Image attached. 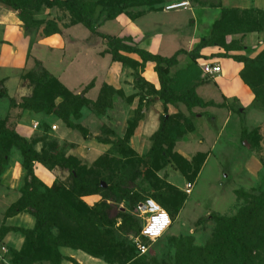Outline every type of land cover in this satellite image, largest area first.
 Wrapping results in <instances>:
<instances>
[{"label":"rangeland","instance_id":"1","mask_svg":"<svg viewBox=\"0 0 264 264\" xmlns=\"http://www.w3.org/2000/svg\"><path fill=\"white\" fill-rule=\"evenodd\" d=\"M84 1L97 16L103 0ZM175 1L182 2L130 0L118 17L101 19L98 33L67 4L40 0L31 17L44 25L34 29L0 2V87L7 94L0 97V264H188L191 246L212 243L215 217L231 218L252 205V196L264 198L263 43H246L232 24L224 28L227 55L257 61L243 63L256 100L242 111L181 45L170 70L173 92L194 90L205 105L177 101L165 113L156 64L107 38L138 47L126 36L129 19L149 33L166 28L179 36L175 13L165 12ZM228 64L224 75L233 82ZM26 146L45 163L34 162L33 203L25 188ZM146 197L170 211L173 224L141 255L134 243L144 223L137 203ZM38 210L46 233L36 229Z\"/></svg>","mask_w":264,"mask_h":264},{"label":"trees","instance_id":"2","mask_svg":"<svg viewBox=\"0 0 264 264\" xmlns=\"http://www.w3.org/2000/svg\"><path fill=\"white\" fill-rule=\"evenodd\" d=\"M39 1L40 0H37L36 3L32 5L27 0H0L1 3L10 6L13 10L19 11V17L25 24V26L27 28L31 27L34 29H40V27L44 25L41 20L31 17L32 12L39 11ZM129 2L130 0H103V5L100 9V12L97 16H95L91 11H89L88 3H86L84 0H45V4L49 7L56 4H67L68 7L72 11H74L76 15L81 19L85 26L93 33H98L95 26L100 24L102 18L106 17L107 19H114L118 17L119 14L123 13L127 8ZM116 3L117 5L115 6ZM254 13H258L264 17V11L224 9L222 19L214 26L211 37L202 40L195 47V49L188 54L192 58L198 59L200 58V56L197 54V52L203 48L210 46H219L226 51H230L232 49L231 44L226 43L225 36L227 34H230V31L224 30L227 24H232V28L236 30L235 32L243 33L244 36L251 32L263 31L264 19L261 21L251 17V15ZM238 14H244L246 15V18H239ZM221 25L223 29H220ZM52 26L55 27L53 33H59L58 27L56 25ZM107 38L119 48L128 52L138 54L143 62H153L156 64V72L158 74L161 85V99L164 104L165 113L169 111V104H173L177 101H185L192 105L204 107L205 103L196 96L194 90L189 91L181 97H177L173 92L172 84L174 83V80L171 77L170 70L173 66L176 65L178 56L181 54V51H178L174 56L170 58L162 57L161 55L152 54L144 49L126 45L120 39L110 37ZM217 56L222 58H231L237 62L244 63L245 65H248L250 63H257L255 59H246L242 55L229 56L227 55V53H225ZM261 64H263V62H261ZM242 77L245 83L249 85L256 96V92L252 88V85L244 78V71L242 72ZM6 96V90L3 87H0V97ZM25 108L37 111L43 109L44 106L41 104H26ZM82 132L85 133L84 130H82ZM11 137L17 141L23 142L24 147L25 141H23L22 138H20L16 134H11ZM25 148L26 153L24 167L27 172L25 188H30V195L28 199L33 203L34 199L32 194L36 190V187L34 185V181L36 179L34 162L38 161L40 163H43L44 165L45 163L35 152V155L30 154V151L28 149L29 147L26 146ZM146 198L138 201V203L145 200ZM252 198L254 200L252 205L245 208L243 211H240L235 216L231 218H214L216 230L213 236L212 243L209 244L207 249L195 248L191 246L189 248L190 250L186 253L189 259L188 264H264V198L255 195L252 196ZM168 212L173 220L171 212ZM36 215V229L46 233L48 231V228L45 214L41 210H38ZM140 231L141 228L138 230L137 236H139ZM32 236H34V233ZM142 264L149 263L143 262Z\"/></svg>","mask_w":264,"mask_h":264},{"label":"crops","instance_id":"3","mask_svg":"<svg viewBox=\"0 0 264 264\" xmlns=\"http://www.w3.org/2000/svg\"><path fill=\"white\" fill-rule=\"evenodd\" d=\"M181 1L188 2L189 6L175 10L166 9V6L179 3L178 1L172 2L165 6V12H169V14L172 12L175 13L177 21H179L176 22L177 24L172 23L173 29H179V36L170 35L169 30H166V28L161 29L158 32L150 31L151 33H149L137 25L139 24V19H137L136 22H133L130 19L129 21H125L127 30L126 36H130L138 45V48L144 49L152 54H158L162 57L170 58L171 54L174 51H176V53L180 51L179 49H181L184 44L186 45L184 47L185 50L190 53L202 40L211 37L214 26L222 19L224 9L264 11V0H199L198 3L192 2L191 0ZM163 23H166V20L163 21ZM167 27H170V24L167 25ZM243 39L246 43L252 40L258 44L263 43L264 45V30L260 32L248 33L243 37ZM49 40H52V38ZM226 43L229 44L230 42L227 41ZM225 53H227V51L222 47L210 46L198 51L197 54L200 56V58L196 60L201 62L203 61V64L210 62L220 64L222 67V72L214 77L216 79L217 85L219 86L217 92L220 95L226 96L227 98L237 97L239 99V104L241 105L240 109L242 111L243 109L255 103L256 96L249 85H247L243 80V63L237 62L231 58H222L217 56ZM224 61L229 62L228 66L234 72L235 77L233 78V82L227 75H224V72L226 73L227 71L226 67L223 65ZM156 79L159 81L158 74H156ZM234 84H237V86L245 92L243 97L234 92L232 89ZM237 86L235 85V87ZM162 105L164 110V104ZM171 106H173V104H169V108Z\"/></svg>","mask_w":264,"mask_h":264},{"label":"built area","instance_id":"4","mask_svg":"<svg viewBox=\"0 0 264 264\" xmlns=\"http://www.w3.org/2000/svg\"><path fill=\"white\" fill-rule=\"evenodd\" d=\"M188 2H179L166 6L167 10L186 8ZM203 70L208 77L214 78L222 72V67L217 63H204ZM137 209L144 221L139 236L134 243L141 255L148 253L152 244L159 241L171 228L173 220L169 212L155 199L146 198L137 205Z\"/></svg>","mask_w":264,"mask_h":264}]
</instances>
